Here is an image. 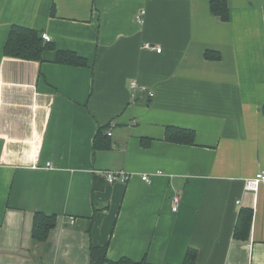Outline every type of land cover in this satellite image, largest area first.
<instances>
[{"label": "crops", "instance_id": "obj_1", "mask_svg": "<svg viewBox=\"0 0 264 264\" xmlns=\"http://www.w3.org/2000/svg\"><path fill=\"white\" fill-rule=\"evenodd\" d=\"M209 1L0 0V264H90L104 247L105 264H264V186L246 187L264 170V0H227V22ZM14 26L52 48L6 56ZM37 213L56 217L43 242Z\"/></svg>", "mask_w": 264, "mask_h": 264}, {"label": "trees", "instance_id": "obj_2", "mask_svg": "<svg viewBox=\"0 0 264 264\" xmlns=\"http://www.w3.org/2000/svg\"><path fill=\"white\" fill-rule=\"evenodd\" d=\"M210 11L220 21L227 22L229 19V11L227 0H210ZM47 48H52L50 44H43L42 39L38 34L29 29L14 26L8 36V40L4 47V54L17 59L40 61L42 53ZM210 53H206L208 58ZM212 57V56H210ZM213 58V57H212ZM56 62L59 64L85 66L86 60L78 57L70 52H58ZM102 133L99 132L98 137ZM166 141L176 144L191 145L194 143V132L169 127L166 131ZM100 144L99 138L96 139V148ZM252 222V211L243 209L240 211L238 223L235 229V236L241 240H246L249 237ZM56 225V217L54 215H47L37 213L33 224V239L37 242L47 240L49 232ZM107 248H93L91 250L90 264H105L108 263L106 256ZM193 263L194 256H190ZM120 263H131L128 259H122ZM132 264V263H131Z\"/></svg>", "mask_w": 264, "mask_h": 264}, {"label": "built area", "instance_id": "obj_3", "mask_svg": "<svg viewBox=\"0 0 264 264\" xmlns=\"http://www.w3.org/2000/svg\"><path fill=\"white\" fill-rule=\"evenodd\" d=\"M143 15H144V11H141L140 16L137 19L138 22L143 23V18L141 17ZM42 39H44L47 42L51 41V37L48 34H46V33L42 34ZM143 48L147 49V50H156L158 53H161V51H162L161 48L155 47V46H153V45H151L149 43L144 44ZM132 87L134 89L139 88L136 83H133ZM141 90L143 92L147 93L150 98H152L154 96V94L152 92L148 91L145 87H142ZM107 135L109 137L112 136V132H111L110 129L107 132ZM45 169H54V167L52 166L51 163H47ZM103 174L105 175V178H106L107 182H109V183H115V182L126 183L130 179V176H131L129 173H126L125 171H118V172L104 171ZM141 179L144 182H146V183H150L151 182V177H150V175H147V174L146 175H142ZM260 185L264 186V170L259 171L255 175L254 178L248 179L246 181V187L249 190H255ZM179 205H180V198L178 196H175L173 198V207H172L173 211H177L178 208H179ZM71 221H72V223L75 222L73 218H71Z\"/></svg>", "mask_w": 264, "mask_h": 264}]
</instances>
